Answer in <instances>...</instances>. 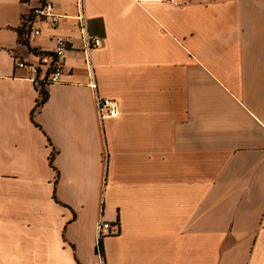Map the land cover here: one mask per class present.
<instances>
[{
  "label": "crops",
  "instance_id": "obj_1",
  "mask_svg": "<svg viewBox=\"0 0 264 264\" xmlns=\"http://www.w3.org/2000/svg\"><path fill=\"white\" fill-rule=\"evenodd\" d=\"M45 1L67 17L30 48L73 40L50 85L15 67ZM83 6L89 51L79 0H0V264H94L102 219L107 264H264V0Z\"/></svg>",
  "mask_w": 264,
  "mask_h": 264
},
{
  "label": "built area",
  "instance_id": "obj_2",
  "mask_svg": "<svg viewBox=\"0 0 264 264\" xmlns=\"http://www.w3.org/2000/svg\"><path fill=\"white\" fill-rule=\"evenodd\" d=\"M175 7H182L188 0H166ZM80 12L77 16L71 17L74 21L75 32L78 34L86 50L100 48L104 44L101 38L93 37L88 33V19L84 12L83 0H79ZM27 25L30 29L29 39L40 37L44 25L57 32L61 28L62 21L67 17L57 12L55 4L45 1L34 8L28 16ZM55 48L51 52H36L35 61H26L21 58L15 59V67L18 70H25L36 80H41L46 85L56 84L62 81L66 74V55L73 48V40L64 35L54 36ZM89 65L92 66L90 60ZM96 88V85H93ZM97 111L100 121L103 123L107 119H114L119 115V103L110 98L97 97ZM111 224L103 219L97 228V260L94 264H107L104 251L101 248L103 239L111 234Z\"/></svg>",
  "mask_w": 264,
  "mask_h": 264
},
{
  "label": "trees",
  "instance_id": "obj_3",
  "mask_svg": "<svg viewBox=\"0 0 264 264\" xmlns=\"http://www.w3.org/2000/svg\"><path fill=\"white\" fill-rule=\"evenodd\" d=\"M28 16H24L23 17V20H22V28L18 30V33L20 35V41L22 44L29 46V35H30V29H29V26L27 25V21H28ZM30 51L32 52H37L38 50L36 49H31L30 48ZM40 95H41V99L38 100L37 102V105L35 107V109L33 110L32 112V118L34 117L35 113L48 101L49 99V94L48 92L45 90L43 84H40ZM54 157H55V151L52 152L51 154V158H50V162H51V165H53V160H54ZM58 179H59V174L57 173V178H56V183L58 182ZM56 198V197H55ZM57 200V198H56ZM101 248L102 250L104 251V245H103V241L101 242Z\"/></svg>",
  "mask_w": 264,
  "mask_h": 264
}]
</instances>
